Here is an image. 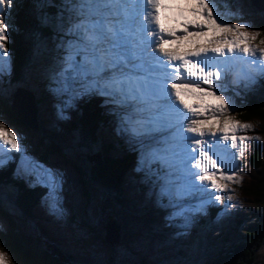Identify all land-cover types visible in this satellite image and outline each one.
I'll return each instance as SVG.
<instances>
[{
    "label": "snow or ice",
    "instance_id": "1",
    "mask_svg": "<svg viewBox=\"0 0 264 264\" xmlns=\"http://www.w3.org/2000/svg\"><path fill=\"white\" fill-rule=\"evenodd\" d=\"M11 5L0 0V76L10 64L3 16H11ZM60 7V90L97 94L114 106L118 134L139 152L137 170L155 177L173 217L187 224L225 199L224 213L235 208L228 185L239 183V168L225 164L243 158L259 137L243 134L252 125L235 120L220 82L233 73L235 83L249 86L264 76L261 32L229 23L216 0H63ZM237 65L244 68L234 72ZM6 151L26 154L17 133L0 122V165ZM32 167L54 194L53 211L62 213L59 174ZM0 264H10L2 249Z\"/></svg>",
    "mask_w": 264,
    "mask_h": 264
},
{
    "label": "rangeland",
    "instance_id": "2",
    "mask_svg": "<svg viewBox=\"0 0 264 264\" xmlns=\"http://www.w3.org/2000/svg\"><path fill=\"white\" fill-rule=\"evenodd\" d=\"M18 1L12 0V9ZM219 1L217 3L221 9L218 10L223 14L224 19L229 23H248L252 30H259L261 32L260 39H264V28L257 27L259 19L264 16V0H235L229 3ZM6 16H8L7 12L3 19ZM4 22L7 24V21L4 20ZM41 22H45V19H41ZM56 24L54 23L51 28L53 35L46 39H36L31 62L18 75L19 83L12 82L10 79L11 64L0 76V96L6 97L15 93L10 99L11 108L21 112L20 114L29 124L27 127L12 123L3 114L0 106V122L17 133L21 145L26 149V154L6 151L3 154L5 163L0 167L14 161L9 178L13 181L19 175L22 179V186L35 185L43 191L32 205H26L29 206L28 212L32 214L26 221L21 219L16 205L11 200L13 182H7L8 184L4 186L0 184L1 206L13 215L12 218L17 223H23L41 233L38 229L39 226L46 234L44 242L48 240L47 235L51 237L57 243L58 248L66 252L74 263L202 264L210 256L212 245L221 243L222 237L231 239L232 235L235 236L236 230L241 231L250 222L252 207H256L258 203L253 198L255 195L252 190L261 176L248 163L247 156L251 153L253 146H260V148L264 146V121L244 122L234 117L241 123L252 125V131L243 134L258 136L259 139L250 142L251 148L243 158L225 164L226 168H233V165L239 168V173L235 178L239 183L228 185L233 195L232 203H235L236 207H229L227 213L223 212L224 204L229 203L225 199L223 204L211 203L207 205L205 213L192 214L187 224L182 216L173 217L172 214L176 209L169 206L167 198L161 199L159 185L153 182L155 177L148 178L144 172L137 170L139 159L137 150H135L134 157L136 163L132 165V161H130L131 168L125 172L128 177L123 178L120 183L122 207L119 202L115 205V213H113L114 206L106 212L100 213V195L94 188L87 186L84 191L88 197H84L79 183V173L74 168L75 162L68 158L64 160L56 153L45 154L47 145L37 146L35 142L37 137L35 131L37 130L36 132L46 137V142H51L64 152H69L68 154L72 152L74 155L70 158L72 160L75 157L77 162H81L80 157L83 154L87 160L96 159L97 154L94 150L86 152L74 145L73 134L68 128L70 120L75 117L76 104L89 94L99 98L98 104L105 107L109 115L110 121L101 131L102 137L110 138V141L113 142L122 136L117 132L119 118L113 112L114 106L107 104L105 97L91 93L76 94L60 90V86L57 84V73L62 66L60 61L63 52L58 45L64 37L58 31ZM256 44L260 46L258 41ZM8 59L11 63L9 53ZM241 68H244V65H237L233 71H239ZM261 81H264V76H257V83L254 85L246 86L247 82L243 80L237 84L234 81L233 73H229L226 79L220 83L222 86L227 85V90L230 87V90L240 98L246 93L257 95L263 85L260 83ZM27 91L32 92L33 95L30 96ZM225 94L233 101L234 95L231 96L227 92ZM36 95L42 97L36 101ZM33 98H35V104L32 114L31 100L33 102ZM33 124L36 125L35 129H33ZM123 142L124 145L128 143L126 137ZM119 151L121 150L111 146L108 148L107 154L117 155ZM229 151L231 152V150ZM33 162L59 174L58 199L63 210L62 213L53 211L51 204L54 194L49 190V187L40 182V173L33 169ZM132 175H135L134 179L130 178ZM227 194L226 192L221 193L225 197ZM195 202V200L191 201V203ZM209 208L213 210L212 215H209ZM238 221L241 223L240 226L237 225ZM113 223L117 228L115 239L112 232L115 230ZM102 224L105 225V228L107 227V238L114 239L110 243H106L102 237H97V232L103 235ZM98 227L101 231H98ZM0 228H4L1 217ZM23 232H26L25 228ZM45 244L51 247L47 242ZM0 249L8 254L10 264H14L11 261V256L1 244ZM256 259L264 260V245L259 248Z\"/></svg>",
    "mask_w": 264,
    "mask_h": 264
},
{
    "label": "trees",
    "instance_id": "3",
    "mask_svg": "<svg viewBox=\"0 0 264 264\" xmlns=\"http://www.w3.org/2000/svg\"><path fill=\"white\" fill-rule=\"evenodd\" d=\"M217 1L219 0H216V5L220 10ZM230 1L234 2L235 0H221L219 2L229 3ZM62 3L61 0H19L14 5L15 7L11 8V16L5 17L4 20L7 21V24L8 20L10 22L6 47L11 57L10 79L12 82H18V75L30 64L36 39H46L53 35L51 28L54 23H57V17L62 11L60 7ZM41 19H45V22H41ZM259 23L257 27L259 29L264 28V16L259 19ZM260 83L263 85L257 95L246 93V95L239 98L230 90V87L226 91L229 95H234L235 111L232 115L240 121H264V81ZM28 93L31 96L33 95L32 92ZM12 94L6 97L0 96L2 112L12 123L28 127V123L19 111L11 108L10 99ZM35 97L38 101L42 96L36 95ZM34 102L35 98H33V104H35ZM98 102V97L87 95L76 104L75 117L68 124L69 131L74 137V145L86 152H93L94 150L97 154L96 159L87 160L83 154L80 157L81 162H77L75 157L72 160L70 159L74 156L72 152L68 154L69 152H64L51 142H46V137L36 132L37 130L35 131L37 136L35 142L37 146L47 145L45 154L56 153L64 160L68 158L70 161L75 162L74 168L79 173V183L84 197H88L84 191L87 186L94 188L100 195L99 212H106L114 206L113 213H115V205L119 202L120 206L122 205L120 183L123 178L128 177L125 172L128 168H131L130 161H132V165L136 163L134 161L135 150L129 143L124 145V136L116 138L113 142L110 141V138L104 139L102 137L101 131L110 120L106 108L101 107ZM33 126V129H35L36 125L33 124ZM111 146H115L121 151L117 155H108L107 150ZM247 158L253 170L261 176L252 190L255 195L253 198L258 203L256 207H252L250 222L241 231L236 230L235 236L231 234V239L222 237L221 243L212 245L210 256L202 264H264V260L256 259L259 248L264 245V146L262 148L253 146ZM12 164H14V161L0 167V184L4 186L8 184L7 182H13L11 200L16 205L21 219L26 221L32 215L28 212L29 206L42 195L43 191L35 185L22 186V179L17 174H15L17 177L12 181L9 178ZM130 178L134 179L135 175ZM212 213L213 210L209 208V215H212ZM0 217L4 222V228H0V244L9 253L14 264H80L79 262L74 263L69 255L61 251L57 243L48 235V240H45V242L50 244L51 247H48L47 244L44 245L46 234L43 232L45 231L38 226L40 233L23 223H17L12 218L13 215L1 206V203ZM237 225L240 226L241 223L238 221ZM24 228L26 232H23ZM98 231H101L99 227ZM97 234L98 238L102 237L100 232H97ZM138 264H143V262Z\"/></svg>",
    "mask_w": 264,
    "mask_h": 264
},
{
    "label": "water",
    "instance_id": "4",
    "mask_svg": "<svg viewBox=\"0 0 264 264\" xmlns=\"http://www.w3.org/2000/svg\"><path fill=\"white\" fill-rule=\"evenodd\" d=\"M28 92V91H27ZM29 95H30V93H28ZM31 96V95H30ZM31 98V97H30ZM31 104H32V106H33V110H32V114L34 113V104H33V102H32V100H31ZM29 125V124H28ZM114 225H115V230L114 231H112L113 232V235H114V239H115V237L117 236V228H116V224L115 223H113V227H114ZM112 226V225H111ZM102 229H103V235H102V237H103V239L105 240V241H107V242H111L112 240H114V239H109V238H107V227L105 228V225H102Z\"/></svg>",
    "mask_w": 264,
    "mask_h": 264
},
{
    "label": "bare ground",
    "instance_id": "5",
    "mask_svg": "<svg viewBox=\"0 0 264 264\" xmlns=\"http://www.w3.org/2000/svg\"><path fill=\"white\" fill-rule=\"evenodd\" d=\"M15 94V93H14ZM14 94H12V96H14ZM191 103H195L194 101H192ZM21 113V112H20ZM21 116H23L22 114H20ZM24 118V117H23ZM27 122V121H26ZM28 123V122H27Z\"/></svg>",
    "mask_w": 264,
    "mask_h": 264
}]
</instances>
